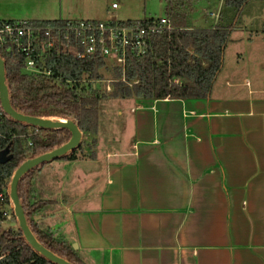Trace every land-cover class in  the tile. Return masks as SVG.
<instances>
[{"label":"crops","instance_id":"obj_1","mask_svg":"<svg viewBox=\"0 0 264 264\" xmlns=\"http://www.w3.org/2000/svg\"><path fill=\"white\" fill-rule=\"evenodd\" d=\"M220 71L206 98L99 113L94 157L58 159L66 187L34 190L37 226L54 220L83 264H264V81Z\"/></svg>","mask_w":264,"mask_h":264},{"label":"trees","instance_id":"obj_2","mask_svg":"<svg viewBox=\"0 0 264 264\" xmlns=\"http://www.w3.org/2000/svg\"><path fill=\"white\" fill-rule=\"evenodd\" d=\"M164 1V18L172 30L152 35L146 53L128 59L124 82L120 81L121 72L102 60L76 59L54 52L44 53V65L39 63L41 70L44 68L49 74L42 71L28 73L24 70L23 55L0 48L12 108L26 116L73 121L82 132L80 146L62 159L76 160L77 153L81 157H94L99 105L107 98L133 99L146 104L165 98L208 96L220 71L232 24L224 26L219 15L212 28L196 29L188 24V17L202 0ZM221 1L237 17L249 0ZM150 20L135 22L144 25ZM107 80L110 81V92L105 90ZM70 138L71 134L65 130H40L15 122L0 107V152L8 148L12 155L9 161L0 164V195L4 197L0 200V264H53L26 244L18 229H2V223L6 221L4 208L9 202L7 182L22 162L58 148ZM30 172L20 180L17 194L32 233L55 255L72 264H83L77 252L65 239L57 237L55 231H42L36 227L33 218L40 214L47 202L36 198L30 184Z\"/></svg>","mask_w":264,"mask_h":264},{"label":"rangeland","instance_id":"obj_3","mask_svg":"<svg viewBox=\"0 0 264 264\" xmlns=\"http://www.w3.org/2000/svg\"><path fill=\"white\" fill-rule=\"evenodd\" d=\"M0 2L5 3V6L2 7L5 17L1 18L3 21L11 23L32 22L33 20H40L38 22L56 20L103 21L109 16L114 17L119 22H135L146 19H159L165 16L164 0H0ZM111 4H117L119 8L110 10ZM211 13H218L220 15L219 21L224 26L232 24V30L222 54L219 79L226 76L235 80L247 77L258 79L260 83H263L264 0H249L237 17L232 9L226 8L222 4L221 0H202L195 5L194 10L190 13L188 24L196 29L214 25L215 20L210 18ZM102 73L107 77L104 70ZM119 103L120 99L107 98L101 101L99 105L100 115L115 114ZM104 134V145H112L111 137L114 139L116 137L114 128L109 132H104ZM57 161L58 159L31 170L29 175L30 184L37 191L38 198L44 199L46 195L50 194V191L54 195L53 192L56 189L66 187V181L61 184L62 186L57 183L58 175L66 176L63 172L65 171V165L63 170H56L57 165H59ZM62 161L66 160L62 159ZM7 183L6 193L8 195L10 180ZM45 202L48 203V201ZM4 215L6 221L2 223V229H18L10 200L4 208ZM40 221H38V226L36 223L35 225L42 231L49 229L48 227L56 223L51 219L48 222ZM55 232L57 237L65 239L68 243L66 237L61 233H57V231ZM74 244H70L71 247H74ZM74 251L77 252V249H74Z\"/></svg>","mask_w":264,"mask_h":264},{"label":"built area","instance_id":"obj_4","mask_svg":"<svg viewBox=\"0 0 264 264\" xmlns=\"http://www.w3.org/2000/svg\"><path fill=\"white\" fill-rule=\"evenodd\" d=\"M119 6L111 4L110 10ZM218 13H211L215 23ZM215 25V24H214ZM169 21L162 17L151 19L142 25L138 22H119L109 16L106 20L60 21L35 24L34 22H6L0 19V48L8 53L16 52L24 57V70L28 73L49 74L40 68L43 54L70 55L76 59L102 60L124 74L128 59L141 57L147 51L149 38L163 31H170ZM178 83V81H175ZM110 81L106 90L110 92ZM4 197L0 195V200Z\"/></svg>","mask_w":264,"mask_h":264},{"label":"water","instance_id":"obj_5","mask_svg":"<svg viewBox=\"0 0 264 264\" xmlns=\"http://www.w3.org/2000/svg\"><path fill=\"white\" fill-rule=\"evenodd\" d=\"M0 107L2 112L13 121L18 122L23 125L31 126L40 130H49V131H60L65 130L71 134L70 140L61 145L58 148H55L49 152L41 154L37 157L25 160L22 162L16 170L13 172L10 178L9 184V193L8 198L13 206L14 216L18 223V230L21 232L22 237L25 243L38 255L48 260L53 264H72L61 257L55 255L48 249H46L34 236L32 233L22 205L20 203L17 187L20 180L31 170L38 168L45 163H49L51 161L63 158L64 156L70 154L75 151L81 144L83 134L79 130L78 126L70 120H65L61 118H40V117H32L23 115L17 111H15L9 99V91L6 84V76H5V63L0 57ZM12 158V155L9 154V149L0 152V164H3L9 161ZM73 249H77L76 246L72 247Z\"/></svg>","mask_w":264,"mask_h":264}]
</instances>
